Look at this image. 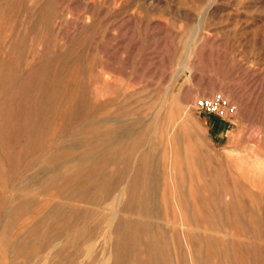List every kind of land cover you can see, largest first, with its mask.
<instances>
[{"label":"rangeland","instance_id":"1","mask_svg":"<svg viewBox=\"0 0 264 264\" xmlns=\"http://www.w3.org/2000/svg\"><path fill=\"white\" fill-rule=\"evenodd\" d=\"M117 247L264 264V0H0V264Z\"/></svg>","mask_w":264,"mask_h":264},{"label":"bare ground","instance_id":"2","mask_svg":"<svg viewBox=\"0 0 264 264\" xmlns=\"http://www.w3.org/2000/svg\"><path fill=\"white\" fill-rule=\"evenodd\" d=\"M142 165L144 166L145 163L143 162ZM141 168H143V167H141ZM141 168L139 167V169H141ZM147 168H148V166H147ZM134 179L135 180H133V181H134V184H135V188H141L142 189V187H140L141 186L140 185V183H141L140 182V172H137L134 175ZM151 181H153V180H151ZM147 182H149V181H147ZM147 182H145V183L143 182V189H142L143 191H146V190H144L145 189L144 185H146ZM141 195H143V194H141ZM141 195H139V196L142 198ZM112 226H113V224H112ZM183 226H184V224H183ZM148 227H150V224H149V222H146V221H144L142 223H137V222L136 223H130L127 226H125V228H123L122 231H123V237L125 238L126 247L127 248H128V246L131 247L132 243H135L138 240L139 234L141 232H143L145 229H148ZM149 234H150V232H149ZM145 245H146V251H147V258L146 259H150V260L151 259L152 260L156 259L157 255L161 252V246L157 242V240L153 239V238H150L149 240L145 241ZM123 254L125 256H127V253L126 252L124 253V251L122 250V247H119L118 249H116L115 256L113 257V263H111V264H119L116 260L117 259H123L124 258ZM124 260L126 262H124L122 264H127V260L128 259H124ZM128 262H129L128 264H145L144 260H138L136 257H134L133 260L129 259Z\"/></svg>","mask_w":264,"mask_h":264},{"label":"built area","instance_id":"3","mask_svg":"<svg viewBox=\"0 0 264 264\" xmlns=\"http://www.w3.org/2000/svg\"><path fill=\"white\" fill-rule=\"evenodd\" d=\"M194 106L201 111L224 118L234 113L235 106L221 93H214L209 97L194 100Z\"/></svg>","mask_w":264,"mask_h":264}]
</instances>
